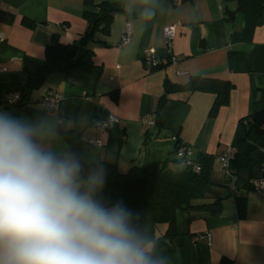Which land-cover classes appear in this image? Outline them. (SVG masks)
I'll list each match as a JSON object with an SVG mask.
<instances>
[{
  "label": "crops",
  "instance_id": "obj_1",
  "mask_svg": "<svg viewBox=\"0 0 264 264\" xmlns=\"http://www.w3.org/2000/svg\"><path fill=\"white\" fill-rule=\"evenodd\" d=\"M84 1L0 0V112L33 125L47 121L55 137L45 145L56 151H67L56 131L63 121L83 143V164L116 162L121 172L160 163L172 156L177 143L186 145L199 171L210 175L213 192L224 196L217 157L244 138L239 120L264 109V14L257 17L247 7L227 21L221 0H91L127 1L108 32L90 45L101 72L51 74L24 108L7 104L6 96L18 94L44 64V49L54 33L63 45L85 33L84 11L94 8ZM167 26L175 27L171 46L163 35ZM128 27L130 40L120 46ZM145 50L159 68L147 69ZM192 77L229 83L228 104L212 114L214 93L170 94L161 113L163 129L145 126L143 120L155 115L165 82L185 85ZM48 92L62 97L55 113L40 103ZM110 115L116 122L102 130L100 124ZM239 193L247 199L245 219H238L232 198L224 200L219 216L178 211L176 236L153 243L151 254L166 257L167 264H264V192L250 188ZM205 233L209 241H194Z\"/></svg>",
  "mask_w": 264,
  "mask_h": 264
},
{
  "label": "clouds",
  "instance_id": "obj_2",
  "mask_svg": "<svg viewBox=\"0 0 264 264\" xmlns=\"http://www.w3.org/2000/svg\"><path fill=\"white\" fill-rule=\"evenodd\" d=\"M54 137L0 112V264H167L132 210L100 195L104 167L82 179L79 157L46 147Z\"/></svg>",
  "mask_w": 264,
  "mask_h": 264
},
{
  "label": "trees",
  "instance_id": "obj_3",
  "mask_svg": "<svg viewBox=\"0 0 264 264\" xmlns=\"http://www.w3.org/2000/svg\"><path fill=\"white\" fill-rule=\"evenodd\" d=\"M221 1L227 21L247 7H252L257 17L264 14V0ZM126 3L127 1H117L94 4L91 0H85V7L94 8V11H84L83 16L87 23L85 33L76 43L70 45L61 44L59 35L54 33L44 49V64L26 79L18 90L19 100L13 104L20 109L24 108L51 74H68L73 71L99 74L101 68L94 63V52L90 45L97 35L108 32L113 16L125 11ZM232 5L235 6L234 10L230 9ZM231 90L232 86L227 82L203 77H192L185 85L167 81L164 84V93L158 100L152 118L154 126L151 128L158 132L163 129L161 113L170 94L184 91L214 93L217 97L211 110L214 114L218 107L228 104ZM238 124L244 128L245 135L238 142L231 162L233 183L225 180V184L220 186L225 191L224 196L213 192V183L208 173L194 171L181 163L177 155L181 147L179 143L172 156L162 162L145 167L133 165L126 172H121L116 162L101 160L91 165L83 164V143L73 135L72 130L67 129L63 121L59 122L56 131L67 142V151L81 159L82 179L86 180L94 168L100 165L104 167L105 184L100 195L110 205L122 201L132 210L133 223L150 242V247L158 240L176 236L175 215L178 211L219 216L223 211L224 200L232 198L238 219L246 218L247 199L239 192L250 189L255 180H264L261 179L264 174V109L252 112L240 119Z\"/></svg>",
  "mask_w": 264,
  "mask_h": 264
},
{
  "label": "built area",
  "instance_id": "obj_4",
  "mask_svg": "<svg viewBox=\"0 0 264 264\" xmlns=\"http://www.w3.org/2000/svg\"><path fill=\"white\" fill-rule=\"evenodd\" d=\"M131 31L128 27L127 32L122 36L120 46H125L130 40ZM163 35L167 41V45L171 46L172 40L175 37V27L174 26H167L163 29ZM4 41V37L2 33H0V43ZM144 65L147 67L148 70L155 69L159 67V62L151 55L149 50L144 51ZM62 97L54 92H48L40 101L43 109L46 112L55 113L58 107V103ZM19 100V94H8L6 96V102L8 104H13ZM116 122V118L113 115H110L106 122L100 124L102 130H106L108 125ZM145 126L152 127L154 126V121L151 118H145L143 120ZM93 145L100 148L102 143L100 141H93ZM181 147L178 150V157L181 159V163L185 166L191 167L192 170L199 172V167L191 160L192 151L186 145H180ZM235 155V148L229 147L227 148L222 154L217 157V161L220 165L222 174L224 179L230 181L231 184L233 183V179L231 176V162L234 159ZM251 189L258 192H264V180H255L251 185ZM205 238L210 239L209 234L205 233L203 235H197L194 238L195 242H199L204 240Z\"/></svg>",
  "mask_w": 264,
  "mask_h": 264
},
{
  "label": "water",
  "instance_id": "obj_5",
  "mask_svg": "<svg viewBox=\"0 0 264 264\" xmlns=\"http://www.w3.org/2000/svg\"><path fill=\"white\" fill-rule=\"evenodd\" d=\"M261 179H264V174L261 175Z\"/></svg>",
  "mask_w": 264,
  "mask_h": 264
}]
</instances>
